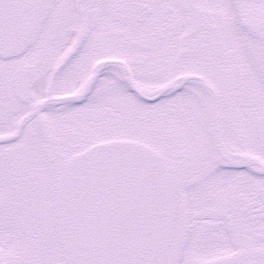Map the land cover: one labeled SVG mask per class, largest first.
Returning a JSON list of instances; mask_svg holds the SVG:
<instances>
[{
	"label": "snow or ice",
	"instance_id": "snow-or-ice-1",
	"mask_svg": "<svg viewBox=\"0 0 264 264\" xmlns=\"http://www.w3.org/2000/svg\"><path fill=\"white\" fill-rule=\"evenodd\" d=\"M0 264H264V0H0Z\"/></svg>",
	"mask_w": 264,
	"mask_h": 264
}]
</instances>
